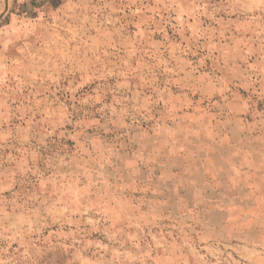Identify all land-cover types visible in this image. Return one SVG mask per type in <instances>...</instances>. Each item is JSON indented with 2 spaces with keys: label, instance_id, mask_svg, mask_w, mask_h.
<instances>
[{
  "label": "rangeland",
  "instance_id": "rangeland-1",
  "mask_svg": "<svg viewBox=\"0 0 264 264\" xmlns=\"http://www.w3.org/2000/svg\"><path fill=\"white\" fill-rule=\"evenodd\" d=\"M0 264H264V0H0Z\"/></svg>",
  "mask_w": 264,
  "mask_h": 264
}]
</instances>
